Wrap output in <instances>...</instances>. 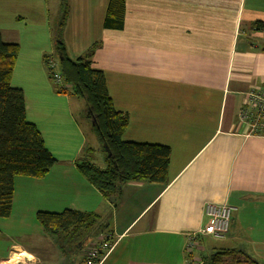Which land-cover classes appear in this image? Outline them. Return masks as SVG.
I'll list each match as a JSON object with an SVG mask.
<instances>
[{"label": "crops", "instance_id": "0c3cea01", "mask_svg": "<svg viewBox=\"0 0 264 264\" xmlns=\"http://www.w3.org/2000/svg\"><path fill=\"white\" fill-rule=\"evenodd\" d=\"M62 2L66 54L98 44L91 66L127 115L122 138L169 146L166 183L128 181L105 196L77 169L75 160L93 151L85 143L98 140L86 116L77 120L84 101L47 75ZM107 2L0 0L1 38L19 46L10 84L22 89L25 116L56 158L42 177H14L9 216L15 204L97 216L71 251L42 228L35 245L0 244V264H81L85 244L105 233L117 241L101 264H183L193 234L195 258L233 248L264 264V132L247 134L237 119L247 91L264 84V0H124L118 30L102 26ZM207 202L231 206L223 236L201 233Z\"/></svg>", "mask_w": 264, "mask_h": 264}, {"label": "trees", "instance_id": "16d2710c", "mask_svg": "<svg viewBox=\"0 0 264 264\" xmlns=\"http://www.w3.org/2000/svg\"><path fill=\"white\" fill-rule=\"evenodd\" d=\"M124 13V0H108L103 28L121 29ZM66 14V4L62 2L59 18L53 28V55L57 58L59 71L67 88H56L59 92L68 91L84 101L85 116L90 120L91 128L105 153L104 166L99 167L90 156L91 151H83L74 162L77 169L105 196L117 193L121 185L128 181L166 183L170 160L169 146L122 138L128 123L127 115L115 109L103 71L91 66L90 59L98 44L94 43L86 52L70 58L66 54L62 39ZM253 24L259 27L261 22ZM18 50L17 43L3 41L0 34L1 218L11 214L14 177H42L56 162V158L45 147L37 126L25 116L22 89L10 84ZM49 77L51 79V75ZM35 216L45 231L63 238L61 247L69 251L84 238L87 239L97 224L94 213L69 208L59 212L39 210ZM65 245L69 247L65 248ZM238 258H242V262L246 264H260L249 255L233 248L212 250L207 257V264H227L226 261L232 264V261H239Z\"/></svg>", "mask_w": 264, "mask_h": 264}, {"label": "built area", "instance_id": "2783aa9c", "mask_svg": "<svg viewBox=\"0 0 264 264\" xmlns=\"http://www.w3.org/2000/svg\"><path fill=\"white\" fill-rule=\"evenodd\" d=\"M46 68L49 70L54 84L67 88L63 82L57 58L50 55L46 58ZM237 119L246 127L247 134H262L264 132V84L250 88L244 99V104L237 112ZM231 206L226 203H205V214L211 220L201 230V233L215 237L223 236L228 229ZM97 242L95 239L85 244L81 264H101L113 249L116 239L111 234H104ZM196 247L195 235H189L185 245V260L183 264H197L192 252Z\"/></svg>", "mask_w": 264, "mask_h": 264}, {"label": "rangeland", "instance_id": "374dc122", "mask_svg": "<svg viewBox=\"0 0 264 264\" xmlns=\"http://www.w3.org/2000/svg\"><path fill=\"white\" fill-rule=\"evenodd\" d=\"M57 18L55 19V24L57 22ZM47 75L49 76V70L46 68ZM50 79V77H48ZM51 80V79H50ZM55 86L59 87V85L55 84ZM111 92L114 94V90L111 88ZM83 106V105H81ZM85 109V106H83ZM83 109V110H84ZM84 111L76 112L77 120L78 121H83L85 120V112ZM65 123L69 117L67 115H62ZM57 117V115L55 116ZM89 126L90 120L88 119ZM73 127V125H72ZM90 142V143H89ZM85 146H93V151L90 153V156L93 158L94 163L99 166L103 167L104 166V152L101 150L100 143L98 141L96 142H91V139H88L87 143H85ZM92 144V145H91ZM20 205H16L12 208L14 211L11 216L1 218L0 217V244L1 245H8V244H24V245H35V241L39 239L38 237L44 234L43 229L41 225L39 224L38 221H36L35 218V212L32 211L29 208H22L19 209ZM12 212V211H11ZM107 234V233H105ZM90 235V234H89ZM88 235V236H89ZM104 235V234H103ZM103 235H94L91 237H94V239L99 242L101 236ZM60 240H63L61 236H59ZM68 238H71L69 236ZM214 240H207V243H213ZM60 241L57 240L56 243H59ZM215 244L218 243L217 246H222L221 243H225L222 241H215ZM207 247V246H206ZM212 251V249L207 248L201 257L195 258L197 264H207V257L209 253ZM83 254V253H82ZM81 254V255H82ZM26 255V254H24ZM5 256V255H4ZM19 259L24 257L22 256V253L18 255ZM239 261H230L232 264H246L242 262V258H238ZM18 261V260H17ZM227 264H230L228 261H226Z\"/></svg>", "mask_w": 264, "mask_h": 264}]
</instances>
